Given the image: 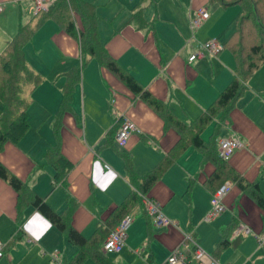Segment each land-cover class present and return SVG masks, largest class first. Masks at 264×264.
Returning <instances> with one entry per match:
<instances>
[{"label":"crops","instance_id":"crops-1","mask_svg":"<svg viewBox=\"0 0 264 264\" xmlns=\"http://www.w3.org/2000/svg\"><path fill=\"white\" fill-rule=\"evenodd\" d=\"M85 1L95 5L99 41L108 53L144 90L187 126L215 101L219 92L232 80L235 62L225 45L217 56L203 55L193 61H189L188 57L199 42L216 38L223 45L228 40L242 13L239 4L236 5L239 7L230 9V0H105L101 5H107L110 13L100 16L96 2ZM0 2L5 4L0 12L1 52L20 23L34 22L35 19L23 20L19 15L22 13L20 7L28 14L24 5H29L30 0ZM201 8L206 9L209 16L198 27L192 28L190 21ZM7 9L10 11L5 14ZM98 17L108 19L109 26L106 22L101 25ZM46 31L47 36L52 35L55 60L59 62V66L56 63L59 68L54 71H61L59 75L62 78L57 92L60 93L59 104L50 113L51 133L47 138L40 136L43 141L36 144L28 145L21 140L22 137L17 144H4L0 150V161L7 170L58 213L67 212L70 197L74 208L67 224L84 237L90 238L97 226L103 224L104 233L102 230L97 239L100 250L107 233L124 214L131 215L133 221L139 219L138 223L145 227L148 253L147 256L142 254L144 246L130 251L144 256L145 264H157L155 251L150 248L152 239L158 241L169 255L188 234L199 242L191 224L186 231L179 227L180 224L185 226L186 220L178 210L187 207L189 220L193 211L194 222L200 212L207 214L211 193L222 183L230 182L232 187L224 200L225 208L214 219H218V231L213 237L210 254L222 264H231L230 258L221 262L218 257L220 249L224 248L217 247L222 229L227 228V246H233L235 255L239 250H247L244 249L245 235L257 238L264 231L263 210L248 192L239 188L233 178L238 175L243 182H257L264 194V63L245 82L242 94L227 109H220L201 130L202 140L214 145L215 160H203L199 150L191 145L185 146L148 191L147 195L156 199L162 205L164 214L176 223L175 226L159 229L150 224L137 201L123 215L113 217L111 214L134 189L125 171L121 152L130 155L136 174L141 176L150 171L182 138L186 139L188 130L181 134L182 131L166 125L163 117L138 94L130 91L97 59L91 58L81 66L80 78L71 96V113L64 116L63 126L59 134L56 133L54 124L66 85V72L80 66L81 57L79 42L75 38L51 23L46 25ZM30 42L24 47L25 56L29 55ZM43 49V46H37L36 51L40 54ZM224 113H227L225 119ZM124 118L134 122L139 130L131 135L124 147H118L114 142V132ZM28 123L30 125L29 119ZM229 135H237L242 146L228 161L222 162L217 156V143ZM57 137L63 155L72 163V167L61 177H57L54 167L45 160L47 149ZM190 183L191 188L188 187ZM17 201L16 191L0 178V242L4 245L0 264H53L50 260L53 251L60 254L65 264L72 263L80 248L69 242L66 234L34 206L29 204L19 210ZM107 218L110 220L105 225ZM239 224L245 225L249 232L231 239ZM93 248L97 247L83 248L88 252L79 264H99L91 256ZM189 249L186 251L189 257L187 264L196 261ZM157 253L160 254L159 251ZM121 254L122 251L103 255L110 264H126ZM253 263L261 264V257L254 258ZM160 264H168L167 259Z\"/></svg>","mask_w":264,"mask_h":264},{"label":"trees","instance_id":"trees-1","mask_svg":"<svg viewBox=\"0 0 264 264\" xmlns=\"http://www.w3.org/2000/svg\"><path fill=\"white\" fill-rule=\"evenodd\" d=\"M230 4H239L242 9L234 31L222 45L230 49L234 57V76L219 92L215 101L192 121L190 126L175 118L162 102L156 100L148 91L144 90L135 78L123 69L116 59L108 53L104 44L99 41L95 5L85 0H58L56 6L48 11L35 13L32 18L35 21L32 22L30 20L20 23L14 36L0 52V101L3 103V109L0 112V150L6 143L17 144L29 127L27 118L28 104L21 96L23 85L28 80H32L34 85H37L41 82L42 77L28 66L24 47L30 42L34 33L43 22L47 19H52L62 31L79 42V54L81 57L80 66L71 68L66 72V85L62 91L63 96L54 124L56 133L59 134L66 117L65 115L68 112L71 113V96L73 88L80 78L81 66L83 67L91 58L97 59L102 67L122 81L130 91L138 94L163 117L166 125H171L178 131H182L181 134L188 130L185 133L187 135L186 139L182 138L150 171L141 176L136 174L130 155L126 152H121L125 171L134 189L130 196L111 213L113 217L123 215L128 211L131 204L136 201L139 203V193H148L185 146L191 145L199 150L203 160H215L214 145L212 142L202 140L200 136L201 130L220 109H227L230 103L242 94L245 82L251 77L253 71L264 63V43H262V38H264V0H230ZM248 32L253 33L256 40L249 46L246 45ZM226 114L224 113L223 119L226 118ZM45 160L54 167L57 177H61L72 167V163L67 160L61 151V142L58 137L56 142L47 149ZM215 176L216 173L214 174ZM0 178L6 181L18 194L17 207L19 210L31 204L50 223L61 232H64L69 242L80 248V251L70 264L81 263L86 258L85 252H88L84 251L83 248L89 250L88 246L97 247L90 252L91 256L99 264H110L97 245L100 232L103 230L102 233H104L105 227L103 224L97 226L96 231L90 238L84 237L77 229L67 224V220L74 208L70 197H68L67 212L58 213L41 197L31 192L20 178L10 173L1 161ZM233 178L239 188L248 192L264 212V194L261 192L258 183L243 182V179L238 175H234ZM188 187L191 188V183ZM28 192L31 194H28ZM109 220L107 218L104 224L107 225ZM226 231L227 228L221 231L222 238L217 244L218 248L228 245ZM149 261H151V257H149ZM66 264L69 263L66 262Z\"/></svg>","mask_w":264,"mask_h":264},{"label":"rangeland","instance_id":"rangeland-1","mask_svg":"<svg viewBox=\"0 0 264 264\" xmlns=\"http://www.w3.org/2000/svg\"><path fill=\"white\" fill-rule=\"evenodd\" d=\"M30 1L31 2H29V5L28 4L24 5L25 11H27L28 14H26V12H24V10H22V8L20 7V10L22 11V13H19V15L22 16L23 20L32 18L34 16V13H33L34 0H30ZM94 1L96 2L98 14L100 16H103L105 13L107 14L110 13L107 5H101L105 2V0H94ZM0 4L2 5L3 10H4L5 4L3 2H0ZM236 5L238 4L230 5V9L234 7H239ZM9 11L10 10L8 9L5 10V14H7ZM98 20L101 23V25H103V23L106 22L109 26L108 19L105 20L103 19V17H98ZM48 23H51L52 25L59 27L55 21H53L52 19H47L37 29L35 33L36 35L33 37V40L29 43V55L26 56L28 66L33 71L38 72L42 77L41 82L38 83L37 85H34V82L32 80H28L25 83V85H23V89H22L21 96L25 101H27V104H28L27 111H28V119H29L30 125H29V128L24 133V135L22 136L21 140L22 141L24 140L26 143H28V145L36 144V142H39L41 140L43 141V139L40 136H44L45 138H47L46 136L48 135V133H51V127L49 126V121L51 119L50 113L54 112L59 104L60 93H57V92H59L60 84L62 83V78L59 75L61 71H58V72L54 71L56 68H59L58 67L59 62L55 60V48L52 42V35L47 36L46 25ZM50 33L53 34L52 29H50ZM246 37H247L246 38L247 46H249L252 42L256 41L253 33L248 32ZM262 43H264V38H262ZM37 46L44 47V49L42 50L40 54L36 51ZM56 63L58 64V66ZM78 64L79 62L76 63V65ZM88 67H89V64L87 68ZM2 108H3L2 102L0 101V111ZM209 210H210V207L208 211ZM178 211L180 212L181 216L186 220L185 226L183 224H180L179 227L183 231H186V229H189V224H191L190 226H192L193 229L196 230L197 235L199 237V242L196 241L197 244L204 251L208 253L212 252L213 251V248H212L213 237L215 233L218 231V228H217L218 219L214 220L217 217H215L212 220L207 221L204 219L205 214L203 215L200 212L197 215L196 220L193 222V211H191L190 220H189V212H188L187 207L181 208ZM138 220L139 219H136V221H133V223L131 224L127 232L128 238L126 239L121 249L122 251L121 255L124 257L125 259L124 263L126 264H145V260L143 259L144 256L132 253L130 251L131 249L144 246L145 248L143 249L142 254H145V256H147V253H148V250H147L148 239L146 236L145 227H143L140 223H138ZM240 225H243V224L237 225L235 229H237ZM187 233L188 232H186L184 235H186ZM259 235H261V233L257 235V238H254L250 234L245 235L244 249L249 250L248 253H245L247 252V250L245 251L239 250V253L235 255L233 253L232 245H229L227 247L220 249V253L218 256L220 261L226 262L228 261V258H230V262H232L231 264H254L253 259L254 258L257 259L261 257V264H264V249L261 248L263 246H262V243L259 241ZM202 236H203V239L201 238ZM158 243H159L158 241H154L152 239L150 242V248L151 250L153 248L155 251V254H154L155 262H157V264H160L165 259H167V256L169 254H167L164 251L162 245L160 243H159L160 245H158ZM180 245L183 248V242ZM189 250H190V253L193 255L192 245H190ZM157 251H159L160 254H158ZM111 256L112 255H110V257ZM157 259H159L160 261H158ZM192 261L190 264H200V262H198L197 260L196 261L192 260Z\"/></svg>","mask_w":264,"mask_h":264},{"label":"built area","instance_id":"built-area-1","mask_svg":"<svg viewBox=\"0 0 264 264\" xmlns=\"http://www.w3.org/2000/svg\"><path fill=\"white\" fill-rule=\"evenodd\" d=\"M58 0H34L33 13L45 12L55 6ZM3 11V7L0 4V12ZM209 16L206 9H199L196 16L190 21L192 28L198 27ZM222 44L216 38H210L205 41L199 42L195 51L188 57L189 61L195 60L199 56L210 55L217 56L222 50ZM264 97V95H263ZM138 128L134 122L124 118L121 123L116 127L114 132V142L119 147H124L131 135L134 132H138ZM242 146V142L237 135H229L221 138L217 143V156L221 161L228 160L233 153ZM232 184L230 182L222 183L215 191L211 193L210 210L205 215L204 219L209 221L217 217L224 210V200L230 192ZM140 204L147 215L152 226L155 228H168L176 225V223L168 218L163 210L162 205L154 198L147 194L139 193ZM133 221V217L129 214L124 215L117 224L109 230L104 241L101 245L103 253H118L121 251L126 237L127 231ZM248 229L244 225H240L237 229H234L232 238L248 233ZM259 241L264 248V231L259 236ZM183 242V248L181 245L175 247L169 257L167 258L168 264H187L189 257L186 255L187 249L190 245L193 246V257L200 261V264H222L212 254L201 249L196 240L191 235H186ZM4 256V245L0 242V259ZM50 260L53 264H65L62 257L57 251H53L50 254Z\"/></svg>","mask_w":264,"mask_h":264}]
</instances>
